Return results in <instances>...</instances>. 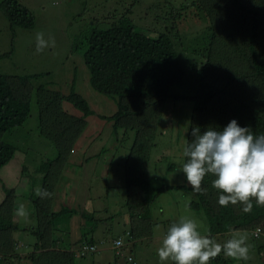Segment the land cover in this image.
Here are the masks:
<instances>
[{"label":"trees","instance_id":"trees-1","mask_svg":"<svg viewBox=\"0 0 264 264\" xmlns=\"http://www.w3.org/2000/svg\"><path fill=\"white\" fill-rule=\"evenodd\" d=\"M162 1L163 9L162 3H155L142 12V17H147L144 20L148 25L145 26L137 18L140 10L133 15L142 2L127 0L120 4V0H117L116 5L114 0H100L106 9L109 6L107 15L115 21L102 30L94 28L93 21L92 26L88 22V30L81 37L84 46L82 60L88 72V85L96 93L111 99L115 107L113 115L101 118L111 122V133L119 143L114 150H125L119 156V163L126 172L124 199L129 211V222L123 225L125 229L116 232L118 235L109 238L107 245V235L97 229L94 232L102 222L90 218L91 228L83 231L80 227L76 242L96 246L94 237L98 234L102 238L99 246H111L114 255V240L121 242V251L130 252V241L137 240L142 235L150 236L151 229L157 222H151L147 205L166 191L183 190L190 194L187 208L203 214L207 229H210L207 234L212 238L227 233L234 236L238 231H254L259 229L257 226L261 227L264 236V205L256 204L253 199V209L247 214L242 211L239 203L220 206L218 196L222 193L212 187L213 175L206 174L202 181L201 187L206 191L194 193L184 174L182 184L168 185L159 179V175L149 172L151 149L156 146L157 139L161 138L156 126L162 119L163 108L168 101L186 102L190 106L186 124L177 128L176 136H173L174 144L180 142L181 145V165L186 162L183 156L184 146L187 141L194 139L192 130L195 127H199L203 134L209 127L222 130L235 119L239 126L250 128L254 135L264 134V0ZM0 14L9 24L11 34L12 26L18 29H32L34 26L31 13L17 0H1ZM194 15L205 22V27L187 39V46L177 50L169 32L174 29L176 22L182 25L187 17ZM121 21L126 23L122 24ZM160 22H170L169 28L165 26L161 29ZM130 23L139 24L132 26ZM182 53L187 57H200L198 69L195 70L196 85L194 89L172 96L171 90L180 87L186 76L182 66ZM44 75L46 72L25 75L0 73V144L3 142V135L6 136L14 128L23 125L31 110L30 104L34 103L37 133L49 141L55 152L47 158L42 156L32 170L40 175L39 188L46 189L52 195L47 198L35 197L32 202L34 215L32 214L28 224L20 227L17 220H14V189L2 190L0 264H19L21 260L27 264H77L85 256L70 250L72 244L69 245L70 248L62 247L64 238L69 235L68 222L77 212L66 208L58 211L57 206L70 204L69 200L60 199V196L55 209H52V204L55 195L62 191H66V195L69 193V187L59 188L58 184L61 185L60 180L70 171V163L77 161L72 166L79 168L89 158L83 160L85 149L77 155L71 154L86 125L83 118L88 110L83 112L84 116H70L61 106L66 97L60 90H51L54 88L40 82ZM219 122L224 123V126H220ZM118 131H121L119 136ZM120 142H128V145L122 148ZM11 149L14 151L13 147ZM26 157L31 159L29 155ZM78 158L83 161L79 163ZM152 163L153 166L162 163L165 172L174 169V164L170 160L164 161L163 155L152 156ZM3 164L0 160V168ZM23 167L22 170L25 171ZM72 173L75 174L74 177L78 176V173ZM77 178L71 183H77ZM83 196L86 204L92 201L90 196ZM72 197L73 201L77 200L75 194ZM140 205H144L141 211ZM112 214L106 219L109 222L105 230L109 233L110 227L114 225L112 218L117 213ZM119 233L126 239L123 240ZM163 233L166 232L163 230ZM27 246L30 251L25 255L22 251ZM209 264L235 263L218 255Z\"/></svg>","mask_w":264,"mask_h":264},{"label":"rangeland","instance_id":"rangeland-1","mask_svg":"<svg viewBox=\"0 0 264 264\" xmlns=\"http://www.w3.org/2000/svg\"><path fill=\"white\" fill-rule=\"evenodd\" d=\"M114 1L118 5L117 0ZM125 1L127 0H120V4ZM17 2L31 13L34 26L32 29H18L12 26L13 32L11 34L9 24L0 14V56L6 54L0 57V73L25 75L46 72V75L40 78V82L47 83L50 87L54 88L51 90H60V93L66 97L61 105L65 112L77 118L83 115L85 110H88L86 116L83 118L86 125L78 141L75 142L71 154L75 153L77 155L85 149V158L92 154L99 156V168L95 172L97 174L95 176L96 180L94 179L92 184L94 185V192L86 190L88 186H85L81 181L83 176L77 178V183L74 181V183H71V179L74 178L72 171L78 173L82 169L78 170L76 166H72L77 161L70 163V171H67L69 177L65 178L64 176L62 178L64 180H60L61 185L58 184L59 188L60 186L62 188L69 187L67 191L74 193L77 199L73 201L74 197L72 195L74 194L67 193L66 195V191H62L57 196L55 195L53 200L52 209L56 208L60 196V199L69 200L70 204L68 205L67 203L64 207L58 206V209H72L78 215L71 217V222H68L70 223V226L67 228L69 235L64 238V248L72 244L71 248L75 250L81 244H84L81 241L80 243L76 242L77 240L73 241V238L75 235L77 236V232L79 234V227L83 228V231L89 229L91 226L89 224L91 222L90 218L102 222V225H98L94 232L96 229L104 232V235H107L105 238L108 245L109 238H114L118 235L116 232H121L125 229L123 225H127L129 222V211H127L124 199L126 172L122 164L119 163L121 162L119 156L125 150L120 148V150H114L119 143L116 142L117 139L115 140L114 135L111 133V122H107L101 118L102 116L108 117L114 114L115 107L113 101L96 93L88 85V72L82 60L84 46L82 45L81 37L88 30L86 28L88 22L91 23L93 21V27L102 30L107 29L110 23L115 20L107 15L109 6L106 9L104 3H101L100 0H17ZM140 2H142L141 6H137V11L133 15L137 14L140 10V14L137 15L139 23L147 26L148 22L144 20L147 17H142V12L145 11L147 6L155 3L160 4L163 1L136 0V3ZM174 6L176 7L177 5L174 3ZM152 12L155 13V10H152ZM148 13H150V10H148ZM195 17L198 16L187 17L182 25H178L179 23L176 22L174 29L169 32V37L177 50H181L182 47L187 46V39L205 27V22L199 17ZM121 23L124 24L126 22L121 21ZM139 23H130V25L133 26ZM159 24L161 29L165 26L166 28L170 26V22L167 24L160 22ZM90 25L92 26V23ZM38 33H43L45 40L54 41V44L50 43L40 53L36 52V37ZM182 55L184 56L182 66L186 76L180 87L171 90L172 96L178 95L179 92L194 89L196 85L195 70L198 69L197 62L200 57L198 59L196 55H189L188 57L183 53ZM69 91L72 93L70 92V94ZM30 109L29 115L23 125L19 128H14L10 133L11 135L8 133L6 136L3 135V142L0 144V160L4 163V166L0 168V201L4 196L3 188L10 189L11 187L14 189L12 212L14 220H17L20 227L28 224L32 214L34 215L32 202L37 196L36 189L39 188L40 175L35 174L32 170L35 165L37 166V162L42 159V156L47 158L55 153L52 151L49 141L40 137L37 133L34 103L30 104ZM189 114L190 106L188 103H173L168 101L163 108L162 119L156 126V129L159 128L158 132L161 134V138L154 137L158 139L156 146L150 152L149 172L153 175H159V179L168 185L183 183V173L179 171L182 162V157L179 154L181 145H179L180 142L174 144L175 138L173 136H176L177 128L180 129L186 124ZM219 125L223 127L224 123L219 122ZM120 134L121 131H118L117 135L119 136ZM11 140L15 141L12 142ZM84 142L86 143L84 144ZM127 145L128 142H120L122 148H125ZM11 147H13L14 151ZM26 155L31 156V159L26 157ZM158 155H163L164 161L170 160L174 164V169L170 172H165L162 169V163H160L161 165L157 164L153 166L152 156L157 157ZM83 160L78 158L79 163ZM22 166H24L25 171L22 170ZM66 167L64 168L65 170ZM156 168L160 170L158 171ZM159 179L156 180L158 181V185ZM83 194L86 196L94 195L95 198L92 199L90 204H86L83 201ZM189 199H191L190 194L183 190L166 191L155 197L149 205L146 204L151 216V222L155 220L153 222H157V224L151 229L149 237L142 235L141 238L129 242L130 252L124 250L125 255H130L133 259L132 264H170V261L159 260L157 249L161 246L162 237L166 234L163 233V230L167 232L170 225L181 216H189L196 219L201 224L200 231L202 234H207L204 232V229L207 228L205 217L203 214L187 208ZM20 204L24 205L27 213L24 217L16 214ZM143 207L144 205H140L139 211ZM110 214L112 216L116 215L112 218L114 225L112 227L109 226L111 231L109 233L105 229L108 227L106 224L109 220L106 219L110 218ZM257 227L260 231L259 229L247 232L238 231L234 236H230L231 234L227 233L224 236L213 238L215 241L223 244L233 237H246V243L249 247L248 260H236L227 257L223 251L219 256L235 264H264V236H262L261 227ZM119 234L123 240L126 239L122 233ZM94 240L97 243V250L93 254H86L84 259L78 260L77 264H114L113 260H116L115 264H131L126 261L125 255L115 256L111 250V246H99L102 238L98 234L94 237ZM29 251L30 247L27 246L26 250H23L22 253L27 255ZM19 264L27 263L21 260Z\"/></svg>","mask_w":264,"mask_h":264},{"label":"clouds","instance_id":"clouds-1","mask_svg":"<svg viewBox=\"0 0 264 264\" xmlns=\"http://www.w3.org/2000/svg\"><path fill=\"white\" fill-rule=\"evenodd\" d=\"M36 41L37 53L44 51L50 43L54 44V41L45 40L43 33L37 34ZM192 136L194 139L184 146L186 162L179 171L185 175L194 193L206 191L201 184L205 175L211 174L214 176L212 187L222 193L218 196L220 206L239 203L247 214L253 209V199L256 204L264 205V134L254 135L250 128L239 126L233 119L222 130L209 127L201 134L200 128L195 127ZM36 195L47 198L52 193L37 188ZM16 214L27 215L23 204L19 205ZM200 228L196 219L179 217L162 237V244L157 249L159 260H171L174 264H209L222 251L236 260L249 259L246 237H233L221 244L210 234H202ZM204 232L210 233V229L205 228ZM123 255L125 253L121 251ZM125 257L131 263V257Z\"/></svg>","mask_w":264,"mask_h":264},{"label":"crops","instance_id":"crops-1","mask_svg":"<svg viewBox=\"0 0 264 264\" xmlns=\"http://www.w3.org/2000/svg\"><path fill=\"white\" fill-rule=\"evenodd\" d=\"M98 139V138H97ZM87 157H89V158H87V160L86 161H84L81 165H80V167L78 168V170H80V168H82L81 170H80V172H78V176H76V177H74L75 179L78 177L79 178V176H83L82 178H81V181H82V183H84V185L86 186H88V187H86V190L88 191V190H91V191H93L94 190V185H92L93 184V180L95 179V176L97 175L95 172L97 171V169L99 168V163H98V160H99V156H97V154H92V155H90V156H87ZM83 159H85V154H84V156H83ZM103 164V163H102ZM104 165V164H103ZM108 169V168H107ZM70 174V173H69ZM73 174V173H72ZM72 174H70V175H72ZM83 174V175H82ZM100 174H102V173H100ZM74 176H75V174H74ZM67 177H69V175H68V173H66L65 174V178H67ZM74 178H72L71 179V181L74 179ZM96 180V179H95ZM11 188V187H10ZM94 192V191H93ZM101 196V195H100ZM95 198V196L94 195H90V199L92 200V199H94ZM87 203H88V201H87ZM90 204V203H89ZM58 211L60 210V209H58V206H57V208H56ZM71 220V219H70ZM71 222V221H70ZM70 223H68V227L70 226L69 225ZM79 229H80V227L78 228V231H79ZM98 232V231H97ZM78 236H79V234H78V232H77V236L75 235L74 236V238H73V241H75V240H77V238H78ZM63 244H65V243H63ZM62 247H65V246H63L62 245ZM69 248H70V246H69Z\"/></svg>","mask_w":264,"mask_h":264},{"label":"built area","instance_id":"built-area-1","mask_svg":"<svg viewBox=\"0 0 264 264\" xmlns=\"http://www.w3.org/2000/svg\"><path fill=\"white\" fill-rule=\"evenodd\" d=\"M121 246V242L119 240H114L112 243V248H114L115 250V255L121 256V251L120 247ZM119 248V249H118ZM72 249V251L77 252L78 254L84 256L86 254L89 253H93L96 251V247L94 245H89V244H81L78 248H76L75 250H73V248H70V250ZM129 260V259H128Z\"/></svg>","mask_w":264,"mask_h":264}]
</instances>
